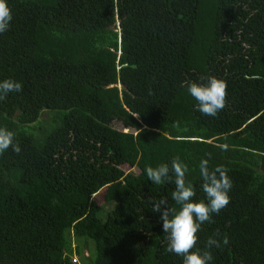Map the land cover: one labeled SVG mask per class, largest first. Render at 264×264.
<instances>
[{
  "label": "trees",
  "instance_id": "trees-1",
  "mask_svg": "<svg viewBox=\"0 0 264 264\" xmlns=\"http://www.w3.org/2000/svg\"><path fill=\"white\" fill-rule=\"evenodd\" d=\"M7 3L0 82L22 91L0 101V127L21 152L0 155V264H182L148 202L179 210L174 177L145 171L176 157L193 202L206 201L201 159L233 181L197 247L218 230L229 243L211 264H264V0ZM209 76L227 83L215 117L185 84Z\"/></svg>",
  "mask_w": 264,
  "mask_h": 264
},
{
  "label": "clouds",
  "instance_id": "clouds-1",
  "mask_svg": "<svg viewBox=\"0 0 264 264\" xmlns=\"http://www.w3.org/2000/svg\"><path fill=\"white\" fill-rule=\"evenodd\" d=\"M12 19V9L7 0H0V34L9 30ZM185 84L190 95L197 101L196 110L203 115L215 117L227 106L226 81L209 76L206 83L187 81ZM20 91H22L20 82L6 79L0 82V101H4L10 92ZM14 140V132L0 127V155L10 147L16 154L21 152V147L18 143H14ZM220 147L227 149V145ZM145 171L148 179L155 185H162L166 181L173 182L174 177L175 190L171 193V199L180 205L179 210L170 206L165 197L158 200L148 198V202L152 204V212L160 214L162 230L167 234L166 252L182 257V264H211L214 258L211 250L227 246L228 237L217 239L216 237L220 236L217 230L207 239L205 247L200 249L197 247L198 233L202 225L214 222L213 214H219L230 203L228 193L233 187V181L228 176V170L223 166L210 169L209 159H201L199 172L203 180L202 189L206 201L199 202H193L196 192L192 184L186 183L188 165L181 162L179 157L171 161L170 167L168 164L148 166Z\"/></svg>",
  "mask_w": 264,
  "mask_h": 264
},
{
  "label": "rangeland",
  "instance_id": "rangeland-1",
  "mask_svg": "<svg viewBox=\"0 0 264 264\" xmlns=\"http://www.w3.org/2000/svg\"><path fill=\"white\" fill-rule=\"evenodd\" d=\"M111 127L114 128V129H116V130H122L123 132H126V129H123L122 125H121L119 122H117V121L112 122ZM121 169H122V171H124V172L132 171L133 173H137V171H136L134 168L129 169L128 167L123 166ZM102 193H103V192L100 191L99 193H97L96 195H94V196L92 197V201H93V203H94L96 206H98V207L103 206L102 209H103V210H107V209H109V205H106V206L104 207V205H103V194H102ZM73 261H74V260H73ZM71 263H72V262H71Z\"/></svg>",
  "mask_w": 264,
  "mask_h": 264
},
{
  "label": "built area",
  "instance_id": "built-area-1",
  "mask_svg": "<svg viewBox=\"0 0 264 264\" xmlns=\"http://www.w3.org/2000/svg\"><path fill=\"white\" fill-rule=\"evenodd\" d=\"M75 261V260H74ZM73 260H72V262H74Z\"/></svg>",
  "mask_w": 264,
  "mask_h": 264
}]
</instances>
